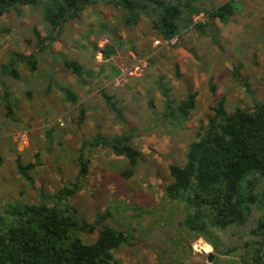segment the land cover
Instances as JSON below:
<instances>
[{
	"label": "rangeland",
	"instance_id": "rangeland-1",
	"mask_svg": "<svg viewBox=\"0 0 264 264\" xmlns=\"http://www.w3.org/2000/svg\"><path fill=\"white\" fill-rule=\"evenodd\" d=\"M230 1L233 16L196 28L208 17L195 15L193 26L169 41L148 17L127 26L124 11L100 2L43 50L39 42L52 31L41 10L26 7L20 16L0 17V74L10 53L38 60L34 73L19 66L20 80L0 75V213L7 203L36 199L41 189L53 193L74 183L84 140L133 130L141 158L129 179L121 174L127 159L103 147L87 149L88 178L70 198L77 215L94 223L109 211L108 224L130 237L114 251L121 264H209L210 253L216 259L213 248L186 227L184 205L168 197L166 187L172 182L170 167L184 164L201 123H208L222 98L230 112L264 100V0H194L205 10ZM64 59L93 71L91 79L85 76L88 85L65 68ZM101 89L117 98L127 123L110 112ZM192 93L198 96L186 120L166 118L168 100L178 105ZM24 134L26 143L20 140ZM18 159L36 165L34 188L17 173ZM81 237L93 243L98 231Z\"/></svg>",
	"mask_w": 264,
	"mask_h": 264
},
{
	"label": "trees",
	"instance_id": "trees-1",
	"mask_svg": "<svg viewBox=\"0 0 264 264\" xmlns=\"http://www.w3.org/2000/svg\"><path fill=\"white\" fill-rule=\"evenodd\" d=\"M100 2L124 11L127 26L135 25L141 15L148 17L165 41L191 28L195 15L204 13L208 17L206 24L196 26L204 28L235 13L233 1L205 10L194 0H0V17L12 13L20 16L26 7L41 10L52 31L45 42H39L43 50L44 44L53 42L68 23L79 21L88 8ZM10 56L1 66L5 73L0 75L20 80L19 66L25 65L32 73L38 70L34 55ZM63 64L84 86L88 85L85 76L91 79L94 75L77 61L64 59ZM67 94L72 102L76 101L71 91ZM99 94L110 112L127 123L117 98L104 89ZM197 96L189 94L178 105L168 100L166 118L186 120ZM4 101L8 113H12L6 91ZM212 112L189 145L184 164L170 167L172 182L166 187V195L183 203V222L213 248L217 255L213 264H264V100L230 112L222 98ZM133 133L128 130L110 137L97 133L94 139L84 140L74 183L53 193L41 189L29 202L18 200L4 205L0 213V264H121L114 258V251L128 245L130 237L108 224L109 211L98 215L94 223L80 219L70 198L81 191L88 178L89 147H103L124 157L128 168L122 176L129 179L134 175L141 154L134 147ZM35 168L32 163L16 162L17 173L33 188ZM97 231L93 243L81 237Z\"/></svg>",
	"mask_w": 264,
	"mask_h": 264
},
{
	"label": "built area",
	"instance_id": "built-area-1",
	"mask_svg": "<svg viewBox=\"0 0 264 264\" xmlns=\"http://www.w3.org/2000/svg\"><path fill=\"white\" fill-rule=\"evenodd\" d=\"M170 42L175 43L176 41H175V40H172V41H170ZM156 44H160V42L158 41V42H156ZM20 140H21L23 143H26V142L28 141L26 134H24L23 136H21V137H20Z\"/></svg>",
	"mask_w": 264,
	"mask_h": 264
},
{
	"label": "water",
	"instance_id": "water-1",
	"mask_svg": "<svg viewBox=\"0 0 264 264\" xmlns=\"http://www.w3.org/2000/svg\"><path fill=\"white\" fill-rule=\"evenodd\" d=\"M214 254L213 253H210L209 256H208V263L209 264H213L214 262Z\"/></svg>",
	"mask_w": 264,
	"mask_h": 264
}]
</instances>
